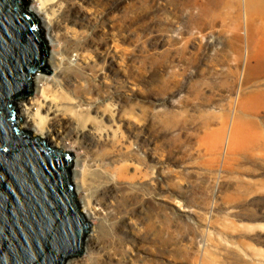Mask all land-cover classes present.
<instances>
[{"label": "rangeland", "instance_id": "374dc122", "mask_svg": "<svg viewBox=\"0 0 264 264\" xmlns=\"http://www.w3.org/2000/svg\"><path fill=\"white\" fill-rule=\"evenodd\" d=\"M54 8L70 10L87 58L58 85L50 67L32 76L74 106L55 117L51 140L61 147L53 148L74 153V188L99 155L124 171L108 205L89 208L76 188L92 225L82 255L64 264H264V0ZM35 16L49 40L44 14ZM64 27L52 26L48 55L64 48ZM69 57L75 63L76 52Z\"/></svg>", "mask_w": 264, "mask_h": 264}, {"label": "water", "instance_id": "95a60500", "mask_svg": "<svg viewBox=\"0 0 264 264\" xmlns=\"http://www.w3.org/2000/svg\"><path fill=\"white\" fill-rule=\"evenodd\" d=\"M28 0H0V264H64L83 253L91 222L71 180L74 153L19 128L16 100L50 74L49 45Z\"/></svg>", "mask_w": 264, "mask_h": 264}, {"label": "bare ground", "instance_id": "6f19581e", "mask_svg": "<svg viewBox=\"0 0 264 264\" xmlns=\"http://www.w3.org/2000/svg\"><path fill=\"white\" fill-rule=\"evenodd\" d=\"M31 1L36 2L37 4L36 10H33L35 15L44 14V25L47 29H50V41L46 39L49 44L50 42L54 43L56 40L54 31H52V26L54 24L61 27L65 26L63 35L64 48L66 50L63 47L60 49L55 47V50L49 53L47 61L49 67L54 72V78L51 79V82L53 85H58L60 82L59 77L61 74H63V71H67L68 69L75 68L77 65H79L80 57L83 59L87 58V55H84L83 52H79L80 49L82 51L84 50L87 45V41L85 40V37L79 36L80 33L77 32L74 27L68 25V22L70 21V10L67 8L63 10L62 13H60V11L54 8L58 0ZM249 1L252 2V0ZM70 51L76 52L75 63L70 62ZM32 82L33 91L39 92V97L32 99L29 96L17 102L18 106L16 107V119L19 117L21 118L19 126L24 127L25 129L29 128L31 131H33L34 135L38 134L48 138L52 147H61L58 145V143L52 142L54 135L51 127H53V121L57 115H65L70 109L73 110L74 106H68L64 100H62L63 98L61 99L59 96H57V94H49L47 88L50 84V81H48L43 75H34ZM34 106H36V111L32 113L31 111ZM44 109L46 110L45 114H41V110ZM95 160L96 161L94 164L88 165L89 169L85 167L81 169L78 188L76 186L77 190L84 189L87 191L88 199L86 203L91 209H93V207H91L92 203L108 205L107 200L111 201V199L116 195H113L117 189L116 183L113 182V179L124 176V171L121 168H112L108 166V163L105 161L106 159L103 156L99 155L95 158ZM73 175L71 174V180ZM74 181L76 182L75 179ZM91 184L94 185V187H92ZM76 188H74L75 193ZM83 209H85V206H82L81 212L85 219H87L90 215L89 213L83 211ZM95 210H93L91 213L96 214L97 212Z\"/></svg>", "mask_w": 264, "mask_h": 264}]
</instances>
